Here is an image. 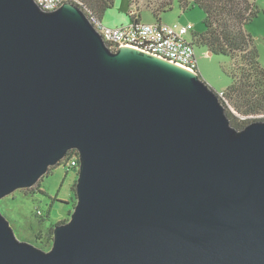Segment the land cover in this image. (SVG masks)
<instances>
[{"label": "water", "instance_id": "obj_1", "mask_svg": "<svg viewBox=\"0 0 264 264\" xmlns=\"http://www.w3.org/2000/svg\"><path fill=\"white\" fill-rule=\"evenodd\" d=\"M71 149L70 219L44 249L0 208V264H264V120L235 127L199 71L112 49L76 3L0 0V202Z\"/></svg>", "mask_w": 264, "mask_h": 264}, {"label": "trees", "instance_id": "obj_2", "mask_svg": "<svg viewBox=\"0 0 264 264\" xmlns=\"http://www.w3.org/2000/svg\"><path fill=\"white\" fill-rule=\"evenodd\" d=\"M174 1L161 0L158 4L154 3V0L145 2L146 7L151 8L158 18L156 22H162L161 13L171 10ZM140 2L129 0V23L141 22ZM178 3L183 13L195 7L204 12V30L200 33H189L188 40L194 49L196 46H203L211 54L230 58L226 72L231 84L221 91L223 95L219 96L226 105L232 124L243 128L252 121L264 120V67L260 63L255 40L246 29L258 16V7L250 0H178ZM76 4L81 6L91 19L95 18L102 23L104 15L114 8L115 0H76ZM126 24L128 23L107 26L102 23L103 26L112 28ZM67 156L65 159L70 168L73 160L80 164L76 149L69 150ZM39 191L45 193L41 187L36 192ZM36 192L31 191V194ZM73 198L75 207L76 198ZM33 214L39 217L38 223L31 225L34 232L38 231L34 242L44 249H50L54 240V225L59 222L47 223L49 215H45L39 208ZM68 220L69 218L64 221Z\"/></svg>", "mask_w": 264, "mask_h": 264}, {"label": "rangeland", "instance_id": "obj_3", "mask_svg": "<svg viewBox=\"0 0 264 264\" xmlns=\"http://www.w3.org/2000/svg\"><path fill=\"white\" fill-rule=\"evenodd\" d=\"M139 1H141V22L154 23L158 21L153 10L146 7L145 1L148 0ZM160 1L154 0V3L158 4ZM250 1L258 7L259 14L246 26V29L255 40V45L259 50V60L264 67V0ZM134 4H136L135 1ZM129 12V0H115L114 8L104 15L102 23L107 26L129 23ZM160 17L161 21L166 24L191 23L193 25L192 32L200 33L204 30V12L195 7L183 13L178 0L174 1L171 10L162 12ZM187 38H190L189 34ZM195 50L200 76L217 92L228 88L231 79L226 68L230 64V58L224 55L209 54V51L203 46H196ZM78 172L79 168H68L64 164L57 165L53 169L51 168L50 172L42 178L43 180L41 179V188L45 193L39 191L31 194V189H19L1 200L0 208L12 221L19 238L35 241L38 231L34 232L31 225L38 223L39 217L33 214L38 208L45 215H49L47 223L70 219L74 210L73 197H76V192L73 187L75 179L78 178ZM37 184L35 186L40 187Z\"/></svg>", "mask_w": 264, "mask_h": 264}, {"label": "built area", "instance_id": "obj_4", "mask_svg": "<svg viewBox=\"0 0 264 264\" xmlns=\"http://www.w3.org/2000/svg\"><path fill=\"white\" fill-rule=\"evenodd\" d=\"M44 10L52 11L66 2L76 3V0H35ZM132 14H134L132 12ZM91 19V18H90ZM102 34L104 40L112 49L122 46L134 47L139 50L159 56L191 71L198 70V59L194 47L187 35L193 30V25L166 24L163 22L143 23L133 21L120 27H105L99 20L91 19ZM219 95H223L221 92ZM72 168H79L76 160Z\"/></svg>", "mask_w": 264, "mask_h": 264}, {"label": "flooded vegetation", "instance_id": "obj_5", "mask_svg": "<svg viewBox=\"0 0 264 264\" xmlns=\"http://www.w3.org/2000/svg\"><path fill=\"white\" fill-rule=\"evenodd\" d=\"M68 157V156H67ZM60 164H64L65 166H68V168H70L69 167V165H68V162H66V159H63L61 162H60ZM60 164H58V165H60ZM55 167V166H54ZM52 169H53V167H51ZM51 170V169H50ZM45 177V176H44ZM43 177V178H44ZM43 180V179H42ZM42 180H40V182L37 184L38 186L40 185V187H41V181ZM76 183H77V178L75 179V183H74V190H75V192H76ZM40 187H38L37 188V186H34L33 188H30L31 189V191H34V192H36V191H38V189L40 188ZM76 198V200H77V196L75 197Z\"/></svg>", "mask_w": 264, "mask_h": 264}, {"label": "crops", "instance_id": "obj_6", "mask_svg": "<svg viewBox=\"0 0 264 264\" xmlns=\"http://www.w3.org/2000/svg\"><path fill=\"white\" fill-rule=\"evenodd\" d=\"M136 5V4H135Z\"/></svg>", "mask_w": 264, "mask_h": 264}]
</instances>
